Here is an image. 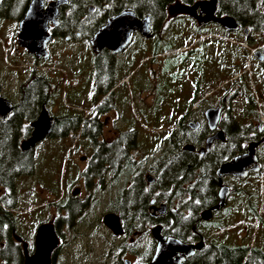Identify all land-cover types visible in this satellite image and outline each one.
Returning a JSON list of instances; mask_svg holds the SVG:
<instances>
[{
    "label": "rangeland",
    "instance_id": "rangeland-1",
    "mask_svg": "<svg viewBox=\"0 0 264 264\" xmlns=\"http://www.w3.org/2000/svg\"><path fill=\"white\" fill-rule=\"evenodd\" d=\"M175 20L162 24L160 33L165 36L159 47L155 46L157 37H153L144 48L133 44L123 54L110 50L109 68L113 71L106 77L102 74L100 79L95 75V52L85 32L72 43L64 39L50 46L55 61L43 62L21 50L17 43L18 21H0L1 95L17 105L25 102L24 115L16 124L20 142L31 136L32 123L42 109L59 122L52 134L33 149L32 166H15L13 170L14 195L20 206L15 212L20 220L17 234L28 242L31 253L35 251L37 229L51 221L60 239L52 264H126L125 260L146 264L155 248L153 226L134 220L138 214L131 208V201L145 199L142 173L148 170L153 176L157 174L160 161L176 144L173 133L179 130V121H201L202 114L191 110V106L205 93L221 97L235 84L242 94L235 99L232 113L239 115L247 103L245 91L237 83L240 74L248 79L247 88L254 93L259 111L262 83L253 58L258 44L246 42L241 32L227 36L218 25L208 28L207 33L213 34L210 37L196 32V22L190 17L182 18V23ZM202 39L206 40L201 43ZM231 45L242 47L248 55L239 61L236 74L231 69L226 74V65L222 68L225 74L221 76L218 71L221 77L216 79V60L221 64L230 59L228 52L219 51ZM197 84L201 92L196 97ZM98 106L105 110L99 116L103 124L99 140L110 144L123 139L132 129L139 131L138 141L129 139L138 147L134 150L125 144L118 166L100 164L93 157L98 140H94L87 119L96 115ZM188 111L189 116L182 118ZM261 118L259 114L255 123ZM224 183L234 190L225 208L216 212L212 220L201 222L205 242L250 244L264 249V170L248 181L226 177ZM131 184L127 190L125 186ZM77 188L80 192L74 195ZM239 190H247L250 196L237 193ZM4 194L5 189L0 188V198ZM126 200L129 207L121 220L124 234L116 235L101 218L105 213H116L117 206ZM130 249L136 255L129 254Z\"/></svg>",
    "mask_w": 264,
    "mask_h": 264
},
{
    "label": "trees",
    "instance_id": "trees-1",
    "mask_svg": "<svg viewBox=\"0 0 264 264\" xmlns=\"http://www.w3.org/2000/svg\"><path fill=\"white\" fill-rule=\"evenodd\" d=\"M76 1H78V6L72 7L74 9L73 16L69 17L71 24H73L72 30L85 32L84 36L91 38L108 18L126 9L133 10L138 17H142L141 14L149 15L153 19L154 28H158L165 18L162 13L163 10L176 0H73L74 3ZM182 1L183 3L192 4L198 0ZM14 2L15 0H4L0 7V21L6 17L12 18L9 11ZM89 3L94 8L92 12L88 10L90 6L87 5ZM108 3H112V5H108ZM259 3V0L219 1L220 14L233 16L240 23L241 28L249 29L255 39L246 37L244 33H242V37L251 45L259 44L264 36V14L260 11ZM97 9H99V13H97ZM16 16L18 17V14ZM180 22H185V20H180ZM194 26L195 31L199 34L209 35L207 32L210 30L205 29L204 26H198L196 23H194ZM223 33L228 36L238 32L224 30ZM205 40L202 39L200 42L203 43ZM160 42L161 39L158 38L155 46L159 47ZM245 51L237 45H231V48L226 51L222 48L219 53L228 52L230 59H228V62L224 61L221 64L216 60L214 65L216 79L225 74L222 68L226 65H228L226 74L229 73L230 69L236 74L234 69L239 67V61L245 59L248 55ZM102 58L103 54L92 58L95 75L98 79L102 78L106 67V63L103 62ZM218 71L222 73L219 77ZM247 80L242 74L237 82L245 91L243 95L247 103L243 111L239 115L232 113L234 110L227 111L220 121V126L227 136L228 142L226 144L216 142L203 155L184 150V146L189 143L195 146H204L209 129L207 128L202 134L191 130L183 119L179 121V130L173 133L176 144L160 163V178L161 180L164 178L163 190L169 194L170 205L175 208L174 213L179 219L168 220L167 234L178 237L183 241H188L194 236L193 228L196 227L198 231L202 221L199 220L200 214L218 203L219 179L217 170L224 163L244 152L247 143L253 137L252 135L257 129L255 121L259 118V113L255 108L257 99L254 93L249 92ZM41 84L48 87V84L44 81ZM98 86L101 87L100 82ZM198 86L197 84L196 89ZM202 86L201 88H203ZM194 101L196 99H193V103ZM24 105L25 102L22 105H16V111L8 121L0 117V187L5 189L6 193L1 199V203L3 202L5 205L0 206V264H24L25 259L22 245L15 241L12 235V230L17 232L20 223L19 216L15 213L20 206L18 197L14 195L13 170L15 166L16 168L27 169L33 164V151L23 153L19 144L21 132L16 131L17 119L24 115L22 108ZM103 110L102 107L99 108L98 106L95 110L96 115L87 119V124L93 128L94 140H98L93 157L100 164L115 166L120 159V153L123 151L125 144L134 145L129 139L138 141L140 134L138 136L139 131L132 129L125 133L123 139L121 138L113 143L107 144L99 140L103 133V124L99 116L105 112ZM189 114V111L185 112L182 118H187ZM134 148L135 146H131L130 149ZM237 193L250 196L247 190H239ZM253 212L257 213V209L254 207ZM198 232L201 234L200 230ZM194 237H196V240L198 239V236ZM201 237L203 240L206 239L205 236ZM193 262L196 264H264V249L250 244L229 246L209 241L203 250L197 251Z\"/></svg>",
    "mask_w": 264,
    "mask_h": 264
},
{
    "label": "water",
    "instance_id": "water-1",
    "mask_svg": "<svg viewBox=\"0 0 264 264\" xmlns=\"http://www.w3.org/2000/svg\"><path fill=\"white\" fill-rule=\"evenodd\" d=\"M3 1L0 0V6ZM219 1L199 0L194 5L189 6L179 3L176 7L182 13H186L197 20L201 26L214 23L229 32L240 30L241 25L233 16H219ZM66 3L67 0H56L48 4L45 8L44 0H32L20 26L19 43L21 46L27 48L38 57L44 55L47 58L46 47L51 38L49 35V24L53 22L54 25H58L59 21L57 17L60 13V6ZM151 19L149 15L140 18L131 9H126L108 18L105 24L91 39L92 50L95 53H99L102 49L107 48L114 53L122 54L130 45L135 32H139L146 38L151 36ZM245 31L248 32V29H245ZM259 54V52L256 53L257 56ZM14 109V104L9 99L1 96L0 84V117L8 121ZM222 112L221 107L210 108L205 112V117L213 134L207 138L206 146L200 150V154L209 151L214 141L225 140V132L217 130ZM54 124L55 118L43 110L39 117L32 123L33 133L31 137L23 141L22 149L25 152L33 150L40 141L51 134ZM190 125L193 127L196 124L191 122ZM258 145V143H251L246 153L238 155L232 161L220 166L217 170V177L219 179L218 203L202 212L201 216L204 221L212 219L215 212L222 210L228 204L232 189L224 183L223 179L225 177L233 176L246 179L251 171L260 169L256 155ZM184 149L192 152L195 151V147L191 144L186 145ZM253 164L255 166H252ZM103 223L116 235L121 234L123 231L121 221L113 213L107 214ZM161 233V226L154 228L158 245L154 256L148 264H184L196 251H201L205 248L204 240L196 244H189L177 237L161 236ZM14 238L22 244L25 258L24 264H52L53 254L60 245V239L53 222L43 223L39 226L36 233L35 251L32 253L29 251L28 242L23 237L15 234Z\"/></svg>",
    "mask_w": 264,
    "mask_h": 264
},
{
    "label": "flooded vegetation",
    "instance_id": "flooded-vegetation-1",
    "mask_svg": "<svg viewBox=\"0 0 264 264\" xmlns=\"http://www.w3.org/2000/svg\"><path fill=\"white\" fill-rule=\"evenodd\" d=\"M31 1L32 0H29V2L25 3L24 0H20V1L19 0H15V2L12 5V8L9 11L12 14V18L6 17L5 19L6 20L13 19V20H16V21L19 22V28H18L19 32H18V35H17V43L22 48L21 50L26 51L31 56H33L34 59H36V60L43 61V62H53V61H55V58H54V54H53V49L50 46H52V45L54 46L55 44L59 45L60 44L59 40H64V39H65V42L72 43L74 41L73 39H75V38L79 39L81 34H83L79 30H77V31L72 30V25L73 24H71L72 22H70V19H69V17L73 16V12H74L73 10L74 9L72 7L78 6V1H76L74 3L73 0H67L66 4L60 6V9H59L60 13H59V15L57 17V20L59 21L58 25L57 26L54 25L53 22L49 24V26H50L49 27V35H50L51 38H50V41L48 42L47 47H46V49H47V58H45L44 55H42V57H38L36 54L31 53L27 48L22 47L21 44L19 43V34L21 33V27H20L21 26V22L24 20L26 14H27V11H28V8H29V5H30ZM54 1H56V0H44L45 8L47 7L48 4H50L51 2H54ZM259 1H260V3H259L260 4V11L264 14V0H259ZM179 3H183V1L182 0H176L174 3L167 5L166 9H164L163 12H162L164 17H165L163 19V21H162V24L165 21L168 22V21L174 20V19L182 20V18L190 17L192 20H194L196 22V24L198 26H201V25L198 24L197 20L193 19L191 16L187 15L186 13H182L176 7V5L179 4ZM195 3L196 2H194L192 4H187V3H183V4H187V5L190 6V5H194ZM93 9L94 8L92 6H90L88 10L90 12H92ZM17 14H18V17L16 16ZM141 15H143V16L140 17V18H144V17L148 16V15H144V14H141ZM219 16H226V15L219 13ZM212 26H217V25L213 23V24L206 25L204 27H205V29H208V28H210ZM161 29H164L162 27V25L160 27H158V28H154L153 19H151V36L146 38V37L142 36V34H140L139 32H135L133 34V37H132L130 45L125 49V51L130 46H132L133 44H137V45H139V46H141L143 48V46H147L146 44H149V41L152 40L153 37L154 38L157 37V39L159 38L162 41V39L165 36V34L160 33ZM237 32L244 33L246 35V37H248V38H252L253 37V35L250 33L249 29H248V32H246L245 28H241ZM209 35H210V37H212L213 34H209ZM93 36L91 38H89L90 45H91V39L93 38ZM207 38H209V37H207ZM253 39H255V38L253 37ZM140 43H143V44L140 45ZM155 44H157V43L155 42ZM258 47H259L258 51L256 50L253 53V58H254L255 61H257V64H258L257 74L260 76L261 83H262L261 87L259 88L260 90H259V95H258V101L261 102V106L259 108L258 113L260 114V116H262V118H261L259 123H256L257 129L253 133V135H252L253 137H251V140L247 143V147H246L245 151L240 153V154H238V155L246 153L248 151L249 145L251 143H258L259 145H258V147L256 149V155L258 157V164L260 166V169L256 170V171H251L246 179L237 178V177H233V176H227V177L235 178L236 180H243V181H248L251 177L252 178L253 177H259L263 173V170H264V168H263L264 167V36L262 38V41H260V43L258 44ZM91 49H92V47H91ZM110 52L111 51L109 49L104 48L99 53H94V57H97L98 55L103 54L102 60H103V62L106 63V66H108L107 69L105 67V70L103 72V76L104 77H106L107 74H110L113 71L112 69L109 68L110 64H111V56H112ZM257 52L260 53L258 56L256 55ZM64 54H66L67 57L69 56L68 52H66V51H65ZM254 72H255V69H254ZM240 75H242V74H240ZM234 79H236V78H234ZM41 82H43V80H41ZM203 89L205 91L206 87H204ZM200 92H201L200 90H198V92L196 91L195 96L197 97ZM240 94H242V93L239 90V86H237L235 84L233 86H230L228 91L224 92L221 95V97H218V95L213 94V92H207V93L204 94V96L199 98L196 103H194V104L192 103L193 105L191 106V110L198 111V113H201L202 114V120L201 121L197 120L196 122H194L196 125H194L193 127L190 125V123L193 122V121H191V122L188 121L187 125H189L191 130L198 131V132H200L202 134L205 132V130L207 128L209 129V132H208V134L206 136V140H205L204 146H195L194 144L189 143V144H191V145H193L195 147V151H193V152H197V153L200 154V150L203 147L206 146L207 138L213 134V131H211V129L209 128L207 119L205 117V112L208 109H210V108L221 107L222 110H223L222 115H221V119H222L223 116L227 113V111H232L233 106H234V101ZM16 105L17 104H14L15 109H14L13 113L10 115V118H11V116L14 115V113L16 111ZM189 105H190V103L187 104L188 107H189ZM22 108L24 110L25 106H23ZM187 109L190 110V108H187ZM42 111H43V109L41 110V112ZM221 119H220V121H221ZM197 124H198V126H197ZM58 125H59V122L56 119L54 127H56ZM217 130L224 131V129H222V127L220 126V122H219ZM51 134H52V132H51ZM25 137H27V136L25 135ZM29 137H31V136H29ZM29 137H27L26 139H28ZM26 139H24L23 141H25ZM23 141L19 143L20 144V148L23 151V153H28L30 151H33V150H30V151L25 152L22 149ZM216 142H221V143L226 144L228 142L226 133H225V140H216V141H214V143H216ZM186 145H188V144H186ZM130 146L134 147L133 144L132 145L130 144ZM137 147H138V144L135 146L134 150H136ZM187 151H189V150H187ZM189 152H192V151H189ZM206 152H208V151H206ZM237 156H235V157H237ZM233 159L229 160L228 162L232 161ZM134 161L137 164V162L139 160L135 157ZM120 162H121V158L119 159V161L117 163V166L120 164ZM160 163H161V161H160ZM160 163H159V168H158V171H157L156 175L153 176V175L149 174L148 170H146V171H144L142 173V183H143L142 184V193L144 194L145 199H141V197H137L136 199H134L135 201H131L132 202L131 208L135 209L137 214H138V216H136L134 220H142L143 222H146V223L149 222L150 225L153 226L152 229H151V235H152L153 240H154L155 248H154L152 257L154 256L155 251H156V247L158 245V240H157V238L155 237V234H154V228L157 227V226H161L162 227L161 236L170 237V236H173V235H169V234L166 233V227L169 226L168 225V220H179L176 217V213H174L175 212V208H172L171 205H170L169 194L163 190L164 189V187H163L164 186V178H162V180L160 178V173H161L160 172ZM252 166H255V164H253ZM224 179H223V181H224ZM132 186H133V184H131L130 186L126 185L125 188L127 190H129V187H132ZM233 190H234V188L232 189V191ZM76 191H77V193L75 194ZM218 191H219V189H218ZM79 192H80V189L77 188L74 191V195H77ZM1 199H3V198L2 197L0 198V206L1 205H5V203H3V202L1 203ZM117 207H118V209H117L118 211L116 213L115 212H109V213L115 214L118 217V220L121 221V220H123L124 215H125V213L127 211V208L129 207V201L126 200V201L122 202L121 204H119ZM107 214L108 213H105L103 215V217L101 218V220H105V216ZM201 214H200V219L199 220L204 221L202 219ZM47 220H54V219L49 218ZM210 220H212V219H210ZM48 222H51V221H48ZM201 222H200V224H201ZM44 223H47V222L45 221ZM55 230H56V228H55ZM199 230H200V225H199L198 231ZM198 231H197L196 227L193 228L194 236H198L197 240H196V237L193 236L188 241H184V242L189 243V244H196L197 242L203 240L202 237H201L203 235L200 234ZM15 234H17V232L15 230H12L13 238H14ZM123 234H124V230L119 235H123ZM173 237H175V236H173ZM14 240H15V238H14ZM204 242H205V240H204ZM205 245H206V242H205ZM29 251H31L30 250V246H29ZM196 253H197V251L195 252V254L192 257H189L185 261L184 264H196L195 262H193V260L196 257ZM129 254L136 255L135 253H132L131 249H130V253ZM152 257H151V259H152ZM150 260H148V262L146 264H148L150 262ZM125 261H126V264H131V261H129V260H125Z\"/></svg>",
    "mask_w": 264,
    "mask_h": 264
}]
</instances>
